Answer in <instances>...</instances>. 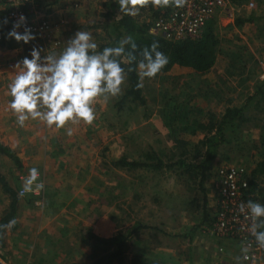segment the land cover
<instances>
[{"label":"rangeland","instance_id":"374dc122","mask_svg":"<svg viewBox=\"0 0 264 264\" xmlns=\"http://www.w3.org/2000/svg\"><path fill=\"white\" fill-rule=\"evenodd\" d=\"M2 1L6 13L1 17L0 10V19L4 21L6 16L9 21L8 6ZM43 4L44 0L34 3L43 17L34 14L30 20L49 21L55 29L52 38L59 42L57 48L38 40L17 42L8 38L10 29L0 39V142L22 160L17 166L0 155V174L17 195L32 167L39 169L45 183L39 195L19 197L18 222L4 233L0 261L90 264L107 252L90 240L94 233L104 238L132 234L126 264H235L234 258L242 254L241 244L214 232L220 199L218 171L229 165L244 167L252 197L264 186V176H255L264 155V0H229L235 20L230 22L225 13L211 20L219 46L217 63L209 72L200 74L175 66L155 79L146 78L142 88L145 106L124 98L127 82L121 96L97 102L96 120L91 126L83 122L72 125L71 137L64 129L55 128L45 136L21 134L24 127L16 124L8 109L13 65L28 56L33 45L45 49L42 55L60 51L78 30L91 31L99 46H105L109 42L105 26L114 18L103 23L107 10L102 0L104 18L93 14L92 23L86 25L84 17L89 15L78 2L73 9L56 8L61 13L57 16L67 21L59 24L54 22L55 9ZM172 8H161L162 15ZM158 10L142 9L135 18L151 27L162 16L155 13ZM68 11L72 16L64 15ZM115 14L122 17L117 16L119 10ZM237 19L251 21L237 27ZM228 108L241 109L243 120L234 117V123L226 128L227 141L201 185L198 177L176 164L200 160L197 152L209 135L201 125L215 132ZM29 124L39 127L41 122L29 120L25 127ZM36 132H42L40 127ZM123 160L140 164L161 160L176 166L158 171L119 166ZM11 201L0 186V221L9 212ZM21 201H29V211L20 209ZM25 222H32L30 230ZM34 240L38 244L32 248Z\"/></svg>","mask_w":264,"mask_h":264},{"label":"clouds","instance_id":"9594fccd","mask_svg":"<svg viewBox=\"0 0 264 264\" xmlns=\"http://www.w3.org/2000/svg\"><path fill=\"white\" fill-rule=\"evenodd\" d=\"M119 14L136 17L147 7L156 9L184 8L188 0H115ZM5 19L0 24H7ZM24 28L23 33L18 29ZM8 38L28 44L36 40V34L27 26V18L21 14L13 22ZM158 41L139 48L131 35L122 37L116 46L102 49L91 31L78 30L67 39L60 51L47 55L42 46L33 45L29 55L13 65L14 76L8 83V109L16 124L23 128L29 120L40 121L48 128L64 129L66 135L74 134L72 125L91 126L96 120V104L100 99L108 101L123 94L129 73L138 76L137 89L144 87L145 79H155L168 65V56L159 50ZM134 65V67H133ZM37 167L28 170L18 193L39 195L45 188ZM239 211L250 221L247 231L254 238L256 247L264 249V203L248 200L241 203ZM13 218L0 224V233L10 231L17 224ZM251 243L242 246V254L235 264L250 259Z\"/></svg>","mask_w":264,"mask_h":264},{"label":"trees","instance_id":"16d2710c","mask_svg":"<svg viewBox=\"0 0 264 264\" xmlns=\"http://www.w3.org/2000/svg\"><path fill=\"white\" fill-rule=\"evenodd\" d=\"M104 8L107 10L105 15L106 20L109 21L110 18H114L112 24L105 26L109 42L105 46H116L118 41L127 35H131L139 48L144 46H150L151 43L155 40L159 42V50L164 52L168 58V65L162 70L161 73L170 72L175 66L181 68H190L195 72L203 74L209 72L213 69L217 63V48L219 46V40L216 36L215 30L212 25V21L207 24L206 31L200 38H188L179 42L168 41L164 38L155 37L148 33L149 25L145 23H140L136 20L135 17L124 16L120 19L116 17L117 11L119 10L118 4L115 3V0H104ZM145 9V8H144ZM147 9H153V7H147ZM164 9H159L156 11V14L162 15ZM2 17V14H1ZM251 20H236V26L242 27L244 24H247ZM9 30V27L0 24V39L4 37L5 31ZM104 45L100 48L105 47ZM134 67V65H133ZM138 82V76L135 71L129 73L128 84L129 88L126 91L124 96L125 99L131 98L134 101L139 102L141 105L145 106L146 101L143 96V90L137 89L136 84ZM124 99V100H125ZM241 109L228 108L225 116L220 123L216 124L215 132L210 131L206 124L201 125V130H206L209 135H206L202 140L201 146L202 150L198 151V157L200 160H197V163L186 164L185 161H182L179 164H176L180 169H184L186 173H191L193 176L200 179V184L203 185L207 174L211 168V163L218 156V151L222 145L227 141L226 128L234 123V117H240V121L243 120L241 116ZM0 155H3L10 160H12L17 166L21 165V161L10 147L4 145L0 142ZM168 166L163 163V161L158 160L154 164H140L132 161H120L119 166H129V167H148L152 170H160L162 168H173L176 166ZM183 172V173H185ZM255 176H264V155L262 161L259 163ZM0 186L11 198V204L9 207V212L7 215L0 221V224H7L9 220L13 219L17 215L18 211V202L19 197L16 192L9 186L5 177L0 174ZM4 233V232H3ZM3 233H0V242L3 239ZM132 234L129 235H117L110 238L100 237L94 233L90 235V240H93L100 246L106 248V253L96 258L90 264H126L125 254L127 249V243ZM81 264V263H73Z\"/></svg>","mask_w":264,"mask_h":264},{"label":"built area","instance_id":"2783aa9c","mask_svg":"<svg viewBox=\"0 0 264 264\" xmlns=\"http://www.w3.org/2000/svg\"><path fill=\"white\" fill-rule=\"evenodd\" d=\"M8 6V25L11 30L13 22L23 14L27 18V26L36 34V40L43 41L46 46L57 48L59 42L53 40L55 29L44 18L32 22L31 16L41 11L35 10L34 3L38 0H5ZM225 13L230 22L235 20V13L229 6V0H188L184 8L173 7L166 14L158 17L149 29V34L164 38L168 41L179 42L188 38H200L203 36L207 24L218 14ZM23 33L24 28L18 29ZM34 41V40H33ZM31 41V42H33ZM23 42V41H22ZM219 203L218 212L214 223V232L220 237H232L241 246L251 243L249 249L250 259L247 264H264L262 252L264 249L256 247L254 238L246 230L250 221L239 211L241 203L248 200L264 203V186L260 193L252 197L251 186L246 178V169L241 166H225L218 171ZM0 264H6L0 261Z\"/></svg>","mask_w":264,"mask_h":264},{"label":"crops","instance_id":"0c3cea01","mask_svg":"<svg viewBox=\"0 0 264 264\" xmlns=\"http://www.w3.org/2000/svg\"><path fill=\"white\" fill-rule=\"evenodd\" d=\"M80 3L81 4V6H83L84 8H85V10H83L84 11V13L85 14H88L89 15V17L87 18V17H84V19H86L85 21H86V25L88 24V23H92V21H93V18L91 17L93 14L94 15H96V16H100L101 14H102V17L104 18V9H102L103 7H101L102 6V0H44V6L46 5L50 10H54L55 9V13H54V22H57V23H59V24H62L61 22L62 21H65L66 23H67V21H66V18L65 17H61V16H57V15H61V13L59 12V11H57L56 10V8H62V9H64V8H67V10H69V9H73L74 7V5L76 6V3ZM1 4L3 5V7H1ZM80 6V5H79ZM54 7V8H53ZM0 10L2 11V13L1 14H3V12H5L6 13V7H5V4L3 3V1L2 0H0ZM60 13V14H59ZM70 13V14H69ZM6 15V14H5ZM66 17H67V15L68 16H72V12H70V11H68L66 14H64ZM122 15V14H121ZM95 16V17H96ZM6 19V16L4 17V20ZM98 19H99V17H98ZM118 19H120V18H118ZM3 20H1L0 19V22H2ZM97 21H99V20H97ZM105 21H106V23L107 22H109V21H107L106 20V18L104 19V21H103V23H105ZM66 23H64V25H61L62 26V30H64L65 29V27H66ZM2 26H4V24H1ZM7 31H5V33H6ZM4 33V34H5ZM174 68H176V67H174ZM173 68V69H174ZM177 68H179V66H177ZM39 127H40V129L42 130V132H40V133H38V132H36L38 129H39ZM39 127H35V126H33L32 124H29L27 127H24L23 129V131L21 132V134H23V135H28V136H39V135H42V136H45V134H46V132H48L51 128H48V127H46L45 126V124H43L42 122H41V125H39ZM25 131H27V132H25ZM10 135H11V133H10ZM21 162H22V160H20ZM6 179V178H5ZM7 181V180H6ZM7 183H8V181H7ZM10 186V185H9ZM12 188V187H11ZM13 189V188H12ZM36 197V196H35ZM37 198V197H36ZM20 199V198H19ZM28 202L29 201H21V206H20V209H21V207H22V209L23 210H25V211H29L30 210V205H28ZM19 204H20V200H19ZM18 208H19V206H18ZM18 212V211H17ZM22 212H21V210L19 211V214H21ZM5 217V216H4ZM3 217V218H4ZM3 218H1V220L3 219ZM16 219H18V217H17V215H16V217H15ZM20 219H22V220H24V217H20ZM30 223H32V222H30ZM29 222H25V225H26V227L27 228H29V230L31 229V226H32V224H30ZM25 225H23L24 227H25ZM24 230L25 229H23V230H21V232L22 233H24ZM5 233V232H4ZM4 233H3V239H2V241H1V244L3 243L4 244V242H3V240H4ZM30 233V232H29ZM36 239H38V236H36V238H35V240ZM34 240V242H33V246H32V248H34L35 247V244H38L36 241ZM2 244V245H3ZM29 257H32V255H29ZM11 263L12 264H16L14 261H12L11 260ZM24 264H28V261L26 260L25 261V259H24V262H23Z\"/></svg>","mask_w":264,"mask_h":264}]
</instances>
